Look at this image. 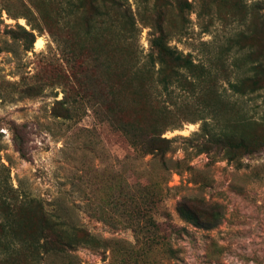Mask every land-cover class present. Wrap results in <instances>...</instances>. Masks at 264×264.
I'll return each instance as SVG.
<instances>
[{
	"label": "rangeland",
	"instance_id": "obj_1",
	"mask_svg": "<svg viewBox=\"0 0 264 264\" xmlns=\"http://www.w3.org/2000/svg\"><path fill=\"white\" fill-rule=\"evenodd\" d=\"M255 1L0 0V196L40 201L46 213L102 241L128 242L133 257L150 264H264V147L235 161L198 152L201 127L211 123L207 110L228 131L264 141V91L232 94L228 81L237 73L223 53L251 15L260 17L254 24L264 39V7L246 15L241 8ZM18 27L33 28L43 48L20 38ZM160 32L203 68L190 93L171 88L167 95L144 68ZM64 95L70 119L62 117ZM93 97L103 103L98 109ZM118 119L158 126L171 141L166 171L115 129ZM120 195L141 212L151 209L161 226L151 242L135 228L145 219L127 223L114 209ZM185 199L218 205L219 224L204 230L184 222L177 206ZM20 215L36 226L35 211ZM74 254L79 264L112 260L107 246L80 245Z\"/></svg>",
	"mask_w": 264,
	"mask_h": 264
},
{
	"label": "trees",
	"instance_id": "obj_2",
	"mask_svg": "<svg viewBox=\"0 0 264 264\" xmlns=\"http://www.w3.org/2000/svg\"><path fill=\"white\" fill-rule=\"evenodd\" d=\"M263 7L264 0H257L250 5L241 4L244 15L260 11ZM89 11L101 15L94 3H90ZM250 17L252 19L246 25L245 31L231 36L223 51L226 59L229 60V65L234 67L231 69L237 73L233 81H228L229 90L239 96L264 91V39L260 38L263 31H259L258 26L254 24V21L260 17L252 15ZM88 23L90 21H87ZM33 30L31 28V31ZM31 31L18 27L19 37L33 43L35 37ZM232 50L235 52L231 55ZM150 51L144 68L150 76H155L156 82L167 95L169 90L175 88L190 93V90L194 89V84H198L204 78L203 68L196 65L189 54L183 55L171 48L161 32L152 39ZM96 99L93 97L88 100L98 109L103 103L97 102ZM72 103L76 102L72 101ZM60 104L64 111L62 117L70 119L71 102L67 95H64ZM64 105L67 107L63 108ZM207 114L211 123H204L201 127V134L205 139L198 145L199 153L223 154L227 160L235 161L237 158L256 153L258 147H264L262 140L228 131V127L220 124L215 111L207 110ZM113 122L115 129L129 141L131 146L144 155H152L159 160L164 171L167 170L166 164L170 162L166 160L165 155L170 151L171 141L161 137L162 131L157 125L147 130L130 121L118 119ZM14 143L20 156L26 159L27 153L22 139L16 136ZM18 197L10 194L0 196V264H79L74 251L80 245L94 248L107 246L112 253V260L107 264H150L145 256L133 257L128 250V242L117 239L102 241L82 227L67 224L58 215L46 213L40 201L29 197L20 196L19 199ZM125 197L122 199L124 195H120L117 198L118 202L114 209L123 211L122 216L127 223L128 219H145L144 228L138 225H135V228L138 234L142 233L147 238L145 239L147 242H151L155 233H159L161 226L155 223L151 209L141 212L136 207V203L133 204V199L128 201V196ZM128 207L131 208L129 211ZM22 209L36 212L38 222L35 227L31 228L28 223L22 222L20 215ZM177 213L184 222L204 230L216 227L221 220L218 205L211 206L198 199L180 201ZM112 222L121 225L116 220ZM166 228L172 233H178L170 225H166ZM168 253L173 254L169 249Z\"/></svg>",
	"mask_w": 264,
	"mask_h": 264
},
{
	"label": "bare ground",
	"instance_id": "obj_3",
	"mask_svg": "<svg viewBox=\"0 0 264 264\" xmlns=\"http://www.w3.org/2000/svg\"><path fill=\"white\" fill-rule=\"evenodd\" d=\"M44 41L42 38L37 37L35 42H34V47L36 50H40L43 48Z\"/></svg>",
	"mask_w": 264,
	"mask_h": 264
}]
</instances>
